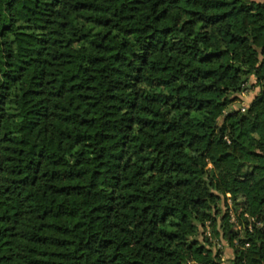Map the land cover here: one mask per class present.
I'll list each match as a JSON object with an SVG mask.
<instances>
[{
  "label": "trees",
  "instance_id": "1",
  "mask_svg": "<svg viewBox=\"0 0 264 264\" xmlns=\"http://www.w3.org/2000/svg\"><path fill=\"white\" fill-rule=\"evenodd\" d=\"M0 264H264V0H0Z\"/></svg>",
  "mask_w": 264,
  "mask_h": 264
},
{
  "label": "rangeland",
  "instance_id": "2",
  "mask_svg": "<svg viewBox=\"0 0 264 264\" xmlns=\"http://www.w3.org/2000/svg\"><path fill=\"white\" fill-rule=\"evenodd\" d=\"M253 84V79H250V83L247 87L246 90H243L239 95L241 97V101L238 104H235L233 106V109L235 110H240L241 109H246V106L249 104V102L253 99V96L255 95V93L257 92L256 90L251 89V85ZM84 83H82L79 87H73V89H69L67 86H64V91H66L70 97L74 98L73 95H77L79 90L82 89L84 87ZM254 92V93H253ZM234 216V215H233ZM235 219V216H234ZM236 224V222H234ZM208 226V225H207ZM238 228V227H237ZM239 229V228H238ZM210 232V229L208 227V230L206 231V234H208ZM217 249L220 250L222 259L227 262L228 257L230 256L231 250L230 248L227 246V243L225 240H219L217 241Z\"/></svg>",
  "mask_w": 264,
  "mask_h": 264
},
{
  "label": "built area",
  "instance_id": "3",
  "mask_svg": "<svg viewBox=\"0 0 264 264\" xmlns=\"http://www.w3.org/2000/svg\"><path fill=\"white\" fill-rule=\"evenodd\" d=\"M241 112H245V109H241ZM227 197H229V195H227ZM229 202V201H228ZM229 216H230V221L231 222H236L235 219H234V216H233V213L230 211L229 212ZM223 260V259H222Z\"/></svg>",
  "mask_w": 264,
  "mask_h": 264
}]
</instances>
